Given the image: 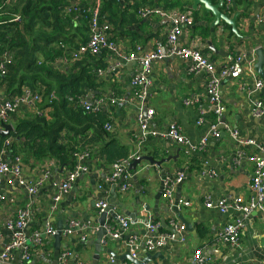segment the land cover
Returning <instances> with one entry per match:
<instances>
[{"label": "crops", "instance_id": "0c3cea01", "mask_svg": "<svg viewBox=\"0 0 264 264\" xmlns=\"http://www.w3.org/2000/svg\"><path fill=\"white\" fill-rule=\"evenodd\" d=\"M89 1L78 0L77 2L82 7ZM129 1L120 0L123 10H127ZM183 1L186 7L181 11L190 12L195 20V25L182 38L181 43L199 45L202 53L211 60L218 71L234 63L240 54L251 56L259 46L257 42L264 40V0H230L229 8L227 0H224L223 10H227L225 13L230 18L239 13L237 29L240 36L233 32L232 27L223 22L218 27L212 28L211 24L215 20L212 13H207L203 7L195 11L192 9V0ZM164 5V2L162 5L155 3V6L159 7H164ZM194 12L198 13V20L195 19ZM124 14L125 21L121 26L116 22L112 23V36L118 40L122 51L125 50L139 56L140 59L145 52L154 49L158 44H165L169 28L168 19L158 16L140 18L135 9H128L126 12L124 11ZM22 27H20L21 30L24 29ZM9 36L13 38L12 34ZM6 48L0 43V61L1 55L7 50ZM28 48L29 45L25 48H18L17 51L24 54ZM11 54L13 64L9 67L8 75L5 77L0 75V103L20 94L24 87H30L42 93L43 101L39 108L44 111L51 108L52 111L46 110L49 115L46 120L52 125L56 124L58 121L55 120L62 115L59 105L52 107V100L56 98L54 95L55 86L51 85L50 80L44 76L36 77L31 72H24L22 68L17 72L14 71L16 60L14 53L11 52ZM35 58L37 63L44 60L40 52H36ZM110 58L107 52H102L97 56L87 57L77 63L66 65L64 70H56L68 73L78 65L90 69L96 86L85 88L82 96L86 94L89 97L91 95L106 96L107 98L127 97L133 92L130 81L135 72L140 69L139 60L125 61L124 67L113 75L98 77L92 74L97 69H105ZM189 67V63L177 58L154 64L153 72L150 75L151 95L148 107L155 110V116L150 124V129L156 132L164 131L170 123L176 122L183 127L191 143H198L202 136L208 132L209 120L214 119L215 116L209 109L206 77L191 74ZM260 81L263 82L254 69H249L247 64H244L241 67L239 78L227 79L221 84V96L226 107L223 119H225L226 125L239 132L241 139H255L260 142L264 138V117L254 116L252 104V101L256 99H262L264 102V95L261 92H253ZM186 97H194L197 99V104L194 106L185 105L183 100ZM71 106L77 109V104L74 101ZM201 111L206 112V125L198 126L197 120ZM101 115H103L101 117L103 118L102 131L95 126L94 130L85 133L84 138H75L74 134L69 135L67 130L61 133L63 143L71 145L76 150L89 148L92 151V157L88 164V173L73 185L72 190L57 204L55 210L52 209L54 207L53 183L64 178L72 168L69 164L59 168L53 167L44 187L33 199L27 194L25 188L18 185L9 186L4 179H0V194L4 197V200L0 201V234L3 236L4 244L10 240V233L5 230L6 222L15 218L17 211L28 204L31 205L33 213L26 233L32 234L42 229L47 223L56 229H66L72 219L99 227L95 221L100 214L95 208V204L104 200L109 205L111 202L116 203L114 210L120 215L119 217L130 221V227L124 232L121 239L107 240V244L103 245L118 258L114 259L104 252L100 254L96 264L130 263L131 261L124 258L129 253L126 240L130 236H137L144 240L147 235L146 221L160 223L162 232H169L167 225L172 227V221H175L180 228L183 227L182 233L185 235V242L174 243V245L167 244L163 249H158L154 253H147L142 246L139 252L140 263L148 255L158 254L162 255V258L156 261L164 264L175 262L194 264V251L202 249L204 256L210 259L211 264H264V223L260 213L256 212L244 221L245 229L239 244L231 246L219 241L218 236L227 224L240 219L241 215L233 211L223 215L219 211L208 209L205 206L208 196L214 200L232 199L238 196L248 200L252 196L251 179L254 166L247 160V157L256 152L255 147L241 145L228 132H223L224 134L222 133L219 139L211 140L205 153L194 155H188L186 148L158 136L146 141L141 147L142 157L158 155L156 160H160V156L172 157L173 159L164 166L165 172L175 173L176 170H179L186 175V181L176 187L173 197L175 200L180 198L188 201L190 205L182 206L177 213L179 215L176 213L170 215V212L167 211L170 210L168 200L162 197L164 172L159 171L148 162L141 163L135 171H132L134 176L130 181V189L123 191L120 188L116 190V196L112 195V187L117 184H106L111 165L128 157L138 149L136 137L139 125L134 110L132 111L128 107H112L107 113ZM34 118L29 113H25V109H20L8 124L12 125L15 130L16 124L20 120L32 121ZM108 121L115 125V130L111 133L104 130V124ZM14 141L13 139L11 145L12 155L21 157L24 173L28 179L41 177L43 175L41 166L46 162L56 160L49 157L47 153L43 155L37 153L39 145H31L29 140H23L21 145H13ZM240 153L245 155L241 164H233V160ZM13 156L7 157L6 160L12 162ZM208 168L217 172L214 179H208L202 175ZM100 186H103L104 189H99ZM126 213H133L136 216L135 222L132 223ZM162 219L166 220L165 224L162 223ZM182 220L186 224L189 223L190 228L186 229ZM112 226L115 229H121V225L116 223H113ZM96 239L97 234H90L89 240L82 243L78 232L71 236L63 234L60 252H70V264H93L96 247L92 243ZM57 253L54 237L47 240L42 252L33 257L31 264H55ZM11 264H21L20 252L16 253Z\"/></svg>", "mask_w": 264, "mask_h": 264}, {"label": "built area", "instance_id": "2783aa9c", "mask_svg": "<svg viewBox=\"0 0 264 264\" xmlns=\"http://www.w3.org/2000/svg\"><path fill=\"white\" fill-rule=\"evenodd\" d=\"M11 2L12 0H6V3ZM226 2L229 8L231 1L227 0ZM101 7V0H90L87 5L82 7H80L77 1H72L66 6L64 11L67 15L78 14L77 19H79L82 14L88 16L89 38L77 48L71 51L66 50L63 56L56 58L49 64L55 69L64 70L66 65L77 63L87 57L97 56L102 52H107L111 58L106 68L97 69L92 73L98 77H106L119 72L124 67L125 61L139 60L140 69L135 72L130 81L131 88L133 89L131 95L129 94L127 97L107 98L106 96L96 97L93 95L89 97L85 94L83 96L81 95L77 102V110H83L85 113L91 115L107 113L110 108L119 105H124L125 107L129 105L133 107L139 125L136 137L138 149L128 157L120 159L111 165L109 175L106 178V184H117L119 181L124 180L121 187L122 190L127 191L130 189V181L134 176L131 167L135 161L141 159V147L143 144L154 136H158L177 146L186 148V153L188 155H194L197 153H205L208 150L211 140L219 139L223 132H228L230 136L241 145H248L257 149L254 154L247 157V160L254 166L251 179L252 196L248 200L240 196L232 199L222 198L214 200L212 197L208 196L206 197L205 206L208 209L217 210L223 215L232 211L241 215L240 219L227 224L218 236L219 241L222 243L237 246L244 232V221L247 218L258 212L261 214L264 223V138L260 142L255 139H241L237 130L230 128L223 122L226 107L221 96V84L224 80L239 78L241 67L244 64H247L249 69L253 70L256 61L255 51L251 56L240 54L234 63L218 71L211 60L202 53L199 45L196 43L189 45L181 43L182 38L185 37L195 25V20L190 12L168 10L159 6H146L138 10L140 18H149L151 16L166 18L169 20V28L165 44H158L154 49L145 52L139 59V56H135L132 53L130 54L120 49L118 40L112 36L113 27L109 17L102 12ZM13 17L14 19L11 20L12 22L19 23L23 26V18L21 15H14ZM173 58L189 63V71L191 74L195 76L203 75L207 79L206 94L208 97L209 109L214 114L215 118L209 120L208 132L202 136L198 143H191L183 127L176 122L170 123L168 128L164 131L156 132L150 129V124L153 122L155 116V110L148 107L151 95L150 75L153 72L155 63ZM42 63L41 61L38 64L41 65ZM12 64V54L6 50L1 55L0 61V75L2 77L8 75L9 67ZM263 87L264 82L260 81L257 83L256 89L253 92L260 93ZM42 101L43 97L41 92L35 91L30 87H24L20 94L12 96L0 103V127H2L3 124H8L20 109H25V113H29L32 117L49 118L46 110L52 111V109L48 108L45 109V111L44 109H40L39 105ZM183 101L187 106H194L197 104V99L194 97H186ZM252 104L254 116L264 117V102L262 99L253 100ZM205 114L206 112L201 111L197 120L198 126L206 125ZM104 130L107 133L113 132L115 130L114 123L111 121L106 122L104 124ZM13 139V137L6 138L0 145V179H4L9 186L18 185L25 188L27 194L33 199L44 187L51 173L50 170L53 167L59 168L61 164L58 160L46 162L41 166L43 171L41 177L37 179H28L24 173V165L21 157L12 155L11 145ZM11 156H13V161L8 162L6 158ZM244 156L245 155L240 153L233 160V164L240 165ZM91 157L92 151L89 148L78 149L73 152L72 158L74 160V165L71 166L72 168L66 173L64 178L53 183V210L57 208V204L63 197L72 190L73 185H75L82 176L88 173V164ZM202 175L206 176L208 179H214L217 176V172L212 168H208ZM185 181V173L179 170H176L175 173H166V177L162 179V197L168 200L170 210L176 207L179 211L182 206L186 207L190 205L188 201L181 200L180 198L175 200L173 197L176 187ZM99 189H104V187L100 186ZM3 200L4 197L0 194V201ZM108 207L109 203L104 200H100L95 204V208L99 214L107 210ZM32 213V207L28 204L17 211L15 218L6 222L5 230L10 233V240L4 244L3 236L0 234V264H11L17 252H20L21 264H31L33 257L42 252L47 240L56 236L57 229L50 223H47L42 229L32 234H27L26 229L32 221ZM112 224L107 226V230L108 234L114 240L121 239L124 232L130 227V221L124 220L121 217H119V224H117L121 225L120 230L117 228L115 229ZM145 224L147 235L144 237V240H141L137 236H130L126 240L129 248V255L132 259V262L128 264L140 263L139 252L142 246L147 253H154L158 249H163L167 244L170 245L171 242L177 241L176 234L161 231L160 223L147 221ZM172 227L181 235L183 227L180 228L175 221H172ZM98 230L99 227L91 223H84L80 220L72 219L69 221L67 229L63 230V234L65 236H71L78 232L80 233L81 242L86 243L89 240V235L96 234ZM107 242V239H104L102 245H106ZM180 242H185L184 236H182L177 243ZM70 258V252H63L58 258V264H70ZM193 263L211 264V261L204 256L202 249H198L194 251ZM146 264L164 263L150 261ZM168 264L180 263L175 262Z\"/></svg>", "mask_w": 264, "mask_h": 264}, {"label": "trees", "instance_id": "16d2710c", "mask_svg": "<svg viewBox=\"0 0 264 264\" xmlns=\"http://www.w3.org/2000/svg\"><path fill=\"white\" fill-rule=\"evenodd\" d=\"M72 1L78 0H12L11 3L0 0V43L15 55L16 66L13 70L17 72L22 68L24 72H31L36 77L48 78L56 90L52 107L59 105L62 115L53 125L46 118L20 120L11 134L15 140L13 145H21L23 140H29L31 145H39L37 153H47L49 157L58 160L61 166H73L72 155L76 151V148L62 142L61 133L64 130H67L69 135L74 134L75 138H84L85 133L94 130L95 126L103 130V115L87 114L71 106L73 101L77 104L85 88L96 86L94 77L90 74L91 70L78 65L67 73L58 71L49 64L63 56L66 50L71 51L88 40V16L82 14L77 19L78 14L67 15L64 11ZM130 1L127 10L138 11L142 7L155 6L154 0ZM212 1L217 3L218 0ZM163 2L164 8L168 10L186 7L182 0H159L157 4L162 5ZM121 4L120 0H102L101 10L108 15L111 24L116 22L121 26L125 21L124 11L127 10H123ZM14 15L22 16L23 30L20 29L19 23L11 21ZM194 16L196 20L199 19L197 12H194ZM9 34H12L13 38ZM27 45L29 48L24 54L17 51ZM36 52H40L44 57L41 65L35 58Z\"/></svg>", "mask_w": 264, "mask_h": 264}, {"label": "water", "instance_id": "95a60500", "mask_svg": "<svg viewBox=\"0 0 264 264\" xmlns=\"http://www.w3.org/2000/svg\"><path fill=\"white\" fill-rule=\"evenodd\" d=\"M155 3H158L159 0H154ZM193 5H192V9L193 10H198L199 8L203 7L204 10L207 13H212L215 17L214 22L211 24L212 28L218 27L222 22L229 25L230 27H232L233 32L240 36L239 31L237 29V19L239 17V13H237L233 18H230L225 11L227 10H223L225 7V1L224 0H219V2L217 4H214L212 0H192ZM257 44L259 45L257 47V49H255V55H256V61L254 64V71L257 74V76L263 80L264 82V40L257 42ZM261 93L264 95V87L261 91ZM128 106L130 109H133L132 106L126 105ZM119 108L125 107L124 105H119ZM223 122L226 123L225 119H223ZM14 132V128L12 125L10 124H3L2 127H0V139H5V138H9L11 136V134ZM224 134V133H223ZM156 156L158 155H151V156H144L141 157V159L135 161L131 167L132 171H135L136 168L138 167V165H140L143 162H148L151 166L156 167L159 171L164 172V175L162 177V179H164L166 177V172L164 169V166L169 163L173 158L172 157H168V158H164V157H159L160 160H156ZM124 183V180L119 181V183H117V185H113L112 187V195L116 196V190L120 189L122 187V184ZM116 208V203L115 202H111V204L109 205L108 209L105 210L103 213L100 214V216L98 217V219L95 221L98 226H99V230L97 231V239L92 243L95 247H96V256L95 259L93 261V264H96L98 258L100 257L101 253H107L108 255H110L111 257L118 258L116 257V255L106 249L105 247H103V243L102 241L104 239L107 240H114L112 239V237L108 234V230H107V226H110V224L112 223H116L119 224V214L116 213V211L114 210ZM168 212H170V215L172 213H178V209L175 207L172 210H167ZM128 215V218L131 219L132 223L135 222L136 220V216L133 213H126ZM179 215V214H177ZM182 222H184L182 220ZM147 223V221L145 222ZM162 223L165 224L166 220L162 219ZM185 223V222H184ZM185 226L186 229L190 228V224H183ZM167 228L169 230L170 233H174L176 234L177 241L171 242L170 245H174V243L178 244L177 242L180 241V238L182 236H185L183 233H181V235H179L176 230L174 229V227L168 226ZM65 228H57V234L55 236V247L57 250V261L55 262V264H58V258L60 256V251H61V247H60V242L62 240V235H63V230ZM67 229V227H66ZM129 261L132 262V259L129 255V253L127 254L126 257ZM162 258V255H158V254H154V255H148L147 258L142 262V263H137V264H146L150 261H156L157 259Z\"/></svg>", "mask_w": 264, "mask_h": 264}, {"label": "rangeland", "instance_id": "374dc122", "mask_svg": "<svg viewBox=\"0 0 264 264\" xmlns=\"http://www.w3.org/2000/svg\"><path fill=\"white\" fill-rule=\"evenodd\" d=\"M182 2L185 4V2L182 0ZM184 6H186V4L184 5ZM174 10H185V8L183 9L182 8V6H180V7H177V8H174ZM130 109V108H129ZM132 111H133V109H132ZM6 139V138H5ZM4 139H0V143L3 141Z\"/></svg>", "mask_w": 264, "mask_h": 264}]
</instances>
